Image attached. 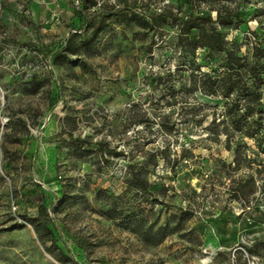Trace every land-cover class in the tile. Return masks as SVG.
I'll return each instance as SVG.
<instances>
[{
	"label": "rangeland",
	"instance_id": "obj_1",
	"mask_svg": "<svg viewBox=\"0 0 264 264\" xmlns=\"http://www.w3.org/2000/svg\"><path fill=\"white\" fill-rule=\"evenodd\" d=\"M215 6L264 63V0H0V264H264V112L225 133L226 98L191 75L223 73L226 54L186 65L177 24L152 20ZM150 153L144 193L130 165Z\"/></svg>",
	"mask_w": 264,
	"mask_h": 264
},
{
	"label": "trees",
	"instance_id": "obj_2",
	"mask_svg": "<svg viewBox=\"0 0 264 264\" xmlns=\"http://www.w3.org/2000/svg\"><path fill=\"white\" fill-rule=\"evenodd\" d=\"M199 1L200 4H216L219 2V0ZM212 11H216L217 21L218 24L222 25L221 28L216 27L214 24L212 25ZM235 18L222 6H215L209 9L208 13H197L193 10L189 19L181 17L178 13H171L170 16H166L165 11L152 15V20L155 22L164 19L171 20V22L177 24L175 44L186 65L190 64L192 67L195 65L194 60L198 59L200 50H208L210 56L221 53L226 54V68L223 73L217 76L201 73L199 79H196L194 74L191 75L192 91L211 97L223 95L226 98L225 115L222 121V129L225 133H228V119L231 120L233 127L239 128L240 123L238 120L242 115L251 117L256 113L264 112L261 109L264 99V63L256 56L252 62L248 56L240 55L239 47L235 44L232 46L226 40V34L222 31L230 28L229 26L234 24ZM103 26V21L96 23L94 19L88 24L89 29L96 32H99ZM82 41L84 45L89 44L86 39ZM198 70L201 72L200 69ZM150 116L147 112H132L128 120L132 124L145 127L146 120L150 119ZM165 120L166 118L164 117L162 123H160L161 128L166 134L172 135L175 131V125L169 127L165 124ZM261 134L264 135V131ZM159 156L162 155L150 153L145 161L130 165V172L134 177V187L138 191L144 193L151 191L150 176L152 170L158 165ZM245 183H249L250 187H246ZM245 183L237 185L234 191L236 198L242 199L246 197L245 192L247 191L253 194L256 192L257 187L254 177H250ZM44 212L43 209L42 213L44 214Z\"/></svg>",
	"mask_w": 264,
	"mask_h": 264
}]
</instances>
